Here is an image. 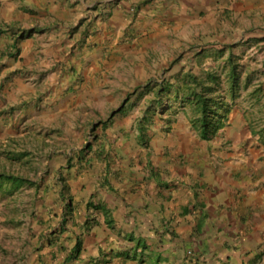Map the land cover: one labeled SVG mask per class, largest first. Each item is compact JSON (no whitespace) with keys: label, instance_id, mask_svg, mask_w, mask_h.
<instances>
[{"label":"crops","instance_id":"crops-1","mask_svg":"<svg viewBox=\"0 0 264 264\" xmlns=\"http://www.w3.org/2000/svg\"><path fill=\"white\" fill-rule=\"evenodd\" d=\"M257 1L264 9V0H23L26 14L40 12L29 30L38 62L28 65L31 85L16 80L10 99L20 106L0 115V144L20 147L31 131L48 147L38 156L10 148L33 163L26 177L42 192L31 264H264V129L235 102L207 141L190 108H152L165 84L225 65L234 5L244 12ZM18 38L3 57L19 58ZM59 141L70 147L51 157Z\"/></svg>","mask_w":264,"mask_h":264},{"label":"rangeland","instance_id":"rangeland-1","mask_svg":"<svg viewBox=\"0 0 264 264\" xmlns=\"http://www.w3.org/2000/svg\"><path fill=\"white\" fill-rule=\"evenodd\" d=\"M255 5L257 8L244 12L239 10V2L234 5L230 25L233 32L238 34L234 35L233 40L227 44L233 45V54L239 56L238 62L243 68L242 79H244V81L248 78L250 79L248 87L241 90L237 102L241 103L243 109L247 112L246 116H248L251 121L254 122V125L261 130L264 129V9L258 1ZM26 10L27 7L23 5V0H0V25L3 30L7 32L0 36V115L3 114L2 112H9V115L13 117L17 115L15 109H18L20 106L18 102L21 100L16 98L10 99V97H12L10 93L13 88L18 85L16 83L18 78L29 80V84L31 85V77L36 73L32 68L28 67V65L38 62V59H34L33 56L29 55V49H33L31 43L34 38L32 32L29 33V30H31L33 26L38 25L37 14L39 15L40 12L34 14L32 11L33 13L26 14ZM17 34L26 37L22 38L19 45L21 52L23 53L24 51L23 55L21 56L20 52L18 59L3 57V50L9 42H14L18 37ZM239 43L241 45L235 47ZM230 52V50L225 51L224 58H226ZM23 67L27 70L24 75L17 72L22 70ZM199 68L200 69L197 70L198 73L201 72L204 66ZM9 83L10 85H8ZM144 88L142 92L147 90V86L145 85ZM258 89L259 91L255 92V90ZM136 90H139V88ZM128 99L129 96L126 98V101ZM22 100L24 101L25 99ZM28 101L30 103L31 99L24 101L26 103L25 106ZM123 101L124 100H122V103ZM31 107L32 106L29 108L30 116L33 115ZM118 107L114 109L108 108L103 120L107 119ZM50 108H52L50 111H55L54 108L58 109V106H52ZM158 116L154 118L158 119L160 123L161 117ZM99 117L101 116L99 115ZM61 127L63 128V125ZM89 128L92 127L89 126ZM0 129H2V131L4 130L2 127H0ZM67 133L68 132H63L62 129H54L51 131V135H53L54 138H60L61 136L66 137ZM26 136L28 137V141H24V139L21 138L23 143L21 142L22 144L20 147L19 145L14 146L15 142H11L13 146L9 148H2L1 146L4 144H0V172L7 171L24 176H31L33 163H24V158H21L19 155L14 159V155H12L14 151L10 150V148L15 150L19 147L20 153L24 152L26 154H31L33 152L34 155L38 156L40 155L39 152L44 153L48 147H46L43 143L44 141L39 140L37 136L32 137L31 131H29ZM13 139L17 138L14 137ZM76 143L77 140H75L73 149L78 148L76 146L80 145ZM55 145L56 148L53 149L54 152L51 157L60 155L64 157L66 151L62 152L61 149L67 147L66 150H68L70 147L68 145L66 147L62 146V141H59L58 144L55 143ZM70 161L71 160L68 158L66 165H72ZM32 179H35L38 184L45 180L44 178ZM39 179L41 181H39ZM41 194V190L37 188L26 190L22 193V199L18 201L17 204L0 195V264H31L32 254L36 250L31 220L39 213L36 204L38 205V203L42 202V200L39 199ZM13 218H15L16 221L15 225L11 224Z\"/></svg>","mask_w":264,"mask_h":264},{"label":"trees","instance_id":"trees-1","mask_svg":"<svg viewBox=\"0 0 264 264\" xmlns=\"http://www.w3.org/2000/svg\"><path fill=\"white\" fill-rule=\"evenodd\" d=\"M5 32L6 30L0 27V34ZM18 42L19 38L17 37L13 42V52H15ZM238 60L239 58H234L232 53L224 66L210 68L206 72V76L188 74L180 84H165L153 99L152 108L155 109L166 104L169 110H166L165 113L173 109L174 106H177V109L190 108L194 127L199 130L202 139L210 140L224 127L229 113L240 97L241 90L249 85V78L246 81L242 79L243 68ZM258 91L259 89L255 90V92ZM83 152L84 150L76 152L74 157L77 155L81 157ZM59 180L62 185L60 196L64 200H70L68 196L66 197L68 190L66 179L61 176ZM35 188L38 189V185L24 175L7 171L0 172V195L16 204L22 199L23 192ZM95 209L99 208L95 206ZM73 215L72 205L66 204L62 219V231L66 229L65 227ZM15 223V218H13L11 224L15 225ZM81 249L82 241L78 238L70 258L75 259Z\"/></svg>","mask_w":264,"mask_h":264}]
</instances>
